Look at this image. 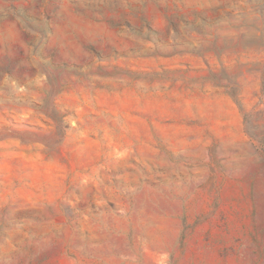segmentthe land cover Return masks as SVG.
Segmentation results:
<instances>
[{"label": "rangeland", "instance_id": "obj_1", "mask_svg": "<svg viewBox=\"0 0 264 264\" xmlns=\"http://www.w3.org/2000/svg\"><path fill=\"white\" fill-rule=\"evenodd\" d=\"M0 264H264V0H0Z\"/></svg>", "mask_w": 264, "mask_h": 264}]
</instances>
